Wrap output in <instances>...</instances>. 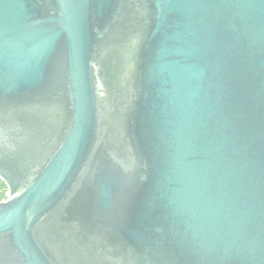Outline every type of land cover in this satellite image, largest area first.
I'll return each mask as SVG.
<instances>
[{
  "label": "water",
  "instance_id": "1",
  "mask_svg": "<svg viewBox=\"0 0 264 264\" xmlns=\"http://www.w3.org/2000/svg\"><path fill=\"white\" fill-rule=\"evenodd\" d=\"M0 264H264V0H0Z\"/></svg>",
  "mask_w": 264,
  "mask_h": 264
},
{
  "label": "built area",
  "instance_id": "2",
  "mask_svg": "<svg viewBox=\"0 0 264 264\" xmlns=\"http://www.w3.org/2000/svg\"><path fill=\"white\" fill-rule=\"evenodd\" d=\"M9 195V190L8 188H0V201H4L7 199Z\"/></svg>",
  "mask_w": 264,
  "mask_h": 264
},
{
  "label": "trees",
  "instance_id": "3",
  "mask_svg": "<svg viewBox=\"0 0 264 264\" xmlns=\"http://www.w3.org/2000/svg\"><path fill=\"white\" fill-rule=\"evenodd\" d=\"M0 187L1 188H6V184L0 179Z\"/></svg>",
  "mask_w": 264,
  "mask_h": 264
},
{
  "label": "flooded vegetation",
  "instance_id": "4",
  "mask_svg": "<svg viewBox=\"0 0 264 264\" xmlns=\"http://www.w3.org/2000/svg\"><path fill=\"white\" fill-rule=\"evenodd\" d=\"M1 179V178H0ZM2 180V179H1ZM3 181V180H2ZM4 182V181H3Z\"/></svg>",
  "mask_w": 264,
  "mask_h": 264
},
{
  "label": "rangeland",
  "instance_id": "5",
  "mask_svg": "<svg viewBox=\"0 0 264 264\" xmlns=\"http://www.w3.org/2000/svg\"><path fill=\"white\" fill-rule=\"evenodd\" d=\"M1 188V187H0Z\"/></svg>",
  "mask_w": 264,
  "mask_h": 264
}]
</instances>
